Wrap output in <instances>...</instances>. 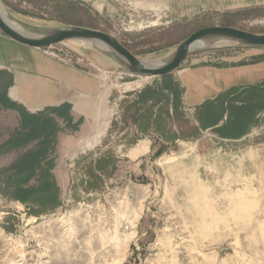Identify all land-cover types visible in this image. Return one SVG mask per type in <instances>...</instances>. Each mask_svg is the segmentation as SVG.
<instances>
[{
  "label": "rangeland",
  "instance_id": "rangeland-1",
  "mask_svg": "<svg viewBox=\"0 0 264 264\" xmlns=\"http://www.w3.org/2000/svg\"><path fill=\"white\" fill-rule=\"evenodd\" d=\"M0 1L24 30L83 26L113 35L141 59L167 58L207 27L232 23L264 34V0ZM242 50H202L181 67L223 64ZM43 51L102 77L112 103L155 81L126 75L87 44ZM121 115L104 146L70 167L58 209L36 217L0 196V264H264V112L241 139L203 131L150 155L138 171L118 158L87 188L94 160L122 155Z\"/></svg>",
  "mask_w": 264,
  "mask_h": 264
},
{
  "label": "crops",
  "instance_id": "crops-1",
  "mask_svg": "<svg viewBox=\"0 0 264 264\" xmlns=\"http://www.w3.org/2000/svg\"><path fill=\"white\" fill-rule=\"evenodd\" d=\"M44 49L0 31V196L36 217L62 205L70 167L104 146L119 113L128 122L121 132L122 155L101 158H124L138 171L150 155L203 131L241 139L264 112V49L242 48L222 65L180 67L133 87L126 96L131 101L122 104L112 103L98 74ZM23 164L41 166L26 185Z\"/></svg>",
  "mask_w": 264,
  "mask_h": 264
},
{
  "label": "water",
  "instance_id": "water-1",
  "mask_svg": "<svg viewBox=\"0 0 264 264\" xmlns=\"http://www.w3.org/2000/svg\"><path fill=\"white\" fill-rule=\"evenodd\" d=\"M0 31L13 41L31 48L44 49L73 42L90 45L107 59L116 62L129 76L161 78L177 71L192 54L212 48L264 49V34L229 26L200 29L183 40L162 64L146 62L120 40L103 31L80 26L50 30H24L9 19L0 1Z\"/></svg>",
  "mask_w": 264,
  "mask_h": 264
},
{
  "label": "trees",
  "instance_id": "trees-1",
  "mask_svg": "<svg viewBox=\"0 0 264 264\" xmlns=\"http://www.w3.org/2000/svg\"><path fill=\"white\" fill-rule=\"evenodd\" d=\"M224 26H229V27H236L234 24L232 23H227L224 24ZM83 27V26H81ZM126 47H128L126 44H124ZM130 50V48H128ZM131 51V50H130ZM216 65H222V63H218ZM174 90V89H173ZM175 92V96L176 99L179 100L180 96L178 91H174ZM132 121L135 122V119L132 118ZM117 126L116 121L113 122L112 124V133L115 132V127ZM46 128L43 127V131H45L44 129ZM163 151H159V154H162ZM19 172H21V174H23L24 176H26L27 178H25L23 181V184L26 185L30 182V177L33 175V173L36 171V169H41V166H37V165H29V164H23L22 166H19ZM114 167V161L113 158L109 157V158H100L98 160H96L94 162V164L92 166L89 167L88 170V176H89V182L86 183L87 188H96L98 186V181L101 179V175L102 174H107L108 169L109 168H113ZM53 168V165L50 164L49 166H47V173L45 174L46 176L50 175V170ZM1 172H0V178H1ZM50 177V176H49ZM27 179V180H26ZM85 185V186H86ZM21 202L25 203L24 199H20Z\"/></svg>",
  "mask_w": 264,
  "mask_h": 264
},
{
  "label": "bare ground",
  "instance_id": "bare-ground-1",
  "mask_svg": "<svg viewBox=\"0 0 264 264\" xmlns=\"http://www.w3.org/2000/svg\"><path fill=\"white\" fill-rule=\"evenodd\" d=\"M167 58L164 59H157V60H153V59H144L146 62L149 63H154V64H162L163 62H165Z\"/></svg>",
  "mask_w": 264,
  "mask_h": 264
},
{
  "label": "built area",
  "instance_id": "built-area-1",
  "mask_svg": "<svg viewBox=\"0 0 264 264\" xmlns=\"http://www.w3.org/2000/svg\"><path fill=\"white\" fill-rule=\"evenodd\" d=\"M126 230H129L130 229V227L129 226H126V228H125Z\"/></svg>",
  "mask_w": 264,
  "mask_h": 264
}]
</instances>
